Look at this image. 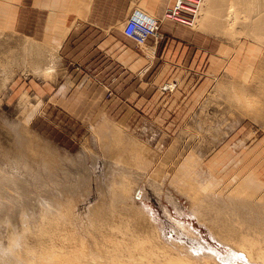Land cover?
<instances>
[{
    "label": "rangeland",
    "instance_id": "374dc122",
    "mask_svg": "<svg viewBox=\"0 0 264 264\" xmlns=\"http://www.w3.org/2000/svg\"><path fill=\"white\" fill-rule=\"evenodd\" d=\"M56 1L59 3L52 2L48 10L33 4V0H0V179H4L6 192L11 195L18 191L22 193L16 195L21 203L18 216H15L18 226L22 225L20 218L23 212L27 219L29 217L28 225L37 230V223L42 221L39 215L42 210L47 212L51 209L50 213L58 210L69 229L68 233L66 228L63 232L67 237L70 234L68 238L72 241L66 239L57 243L67 246L74 241L73 229L79 235L84 234L97 213L104 210L107 216L101 214L97 218L105 217L108 220V227H105L116 231L113 221L116 223L118 218L109 208L115 204L110 193L118 188V180L116 187H110L114 186V179L122 174L121 171L130 172L128 179L134 184L138 180L140 189H146L150 199L144 197L141 201L136 196V200L151 207L154 213L167 221L166 237L169 233L176 236V233L168 226L162 203L175 212L167 197L171 194L180 197L175 188L179 186V180L182 184L208 181L212 191L213 187L238 182L235 176L244 178L253 174L256 184L264 186V25L262 29L244 30V26L240 27V22H237L236 26L223 28L217 22L220 15L215 10L217 8L221 13L219 6L222 7L226 0L212 1L209 13L215 18L209 14L210 20L205 18L207 0H204V12L201 9L195 24L162 17V36L158 42L142 45L123 36L124 21L90 17L95 14H87V11L92 9L95 0H91L88 9L83 7L80 11L78 0ZM259 1L262 0H257L255 6ZM240 8L243 17L250 9L247 3L241 4ZM111 15L119 14L112 12ZM243 17L237 19L242 22ZM165 23L184 28L188 35L178 33L180 36H174L164 32ZM52 24H55L54 28L50 27ZM60 32L70 34L63 46L58 47L56 40ZM103 42L115 47L99 50L96 45ZM155 44L158 46L156 54L149 50V46ZM173 45L176 47L171 48ZM148 55L152 57L148 59L159 61L151 70L140 74L134 67L131 71L128 69V61L144 60ZM161 78L163 83H159ZM255 118L259 120L255 121ZM110 133H117L113 135L120 139L113 140ZM119 140L125 141L129 149L125 142L123 144ZM23 148H27L25 151L29 153ZM190 159L195 162L191 166L195 176L190 168V171L181 168L182 163ZM14 160L18 163L15 164ZM133 168L138 171H133ZM209 170L220 181L208 178ZM33 174H37L36 178ZM181 176L184 177L183 182ZM9 177L19 179V183L24 181L21 184L23 192L14 187ZM174 178H178L176 182H173ZM38 179H43L42 183ZM206 191L203 189V194ZM262 202L259 204L261 208L254 204L259 208L257 211L263 209ZM224 211L220 218H232L231 210V213ZM257 211L259 217L264 209L261 213ZM112 216L113 219L110 218ZM252 216L247 222L258 220L260 223L256 221L251 225L239 221L242 227L244 224L242 230L248 228L250 235L256 236L263 245L264 220L261 222V219H264V212L260 220L255 215L253 221ZM73 217L75 223L72 222ZM6 222L1 223L2 230ZM239 222L235 224L240 225ZM257 223L258 230H261L259 234H255L258 231L256 226L253 227ZM195 224L208 244L221 251L220 258L224 264L245 262L240 261L229 247L216 241L205 226L196 220ZM245 224L254 229L245 227ZM196 246L198 249L199 245ZM202 250L198 252L202 254Z\"/></svg>",
    "mask_w": 264,
    "mask_h": 264
},
{
    "label": "bare ground",
    "instance_id": "6f19581e",
    "mask_svg": "<svg viewBox=\"0 0 264 264\" xmlns=\"http://www.w3.org/2000/svg\"><path fill=\"white\" fill-rule=\"evenodd\" d=\"M79 1H80V3H79ZM212 1H214V0L205 1V9H206L205 18L206 19L209 18V20L211 19L210 16L211 17L213 16V14L209 13L211 10ZM216 2L213 3L214 6L217 5ZM255 2H257V0H252V1H249V0H226V2L221 5L222 7L219 6V8H221V11H222V12L221 11H219V12H221V13H218V10L216 7H215L216 10L214 9L217 12V15H220V17H219L220 20H217V22H219V25L222 26L223 28L233 26V25H235V23L240 22L239 24L241 26L239 24L238 25L240 27L244 26V27H242V28H244V30H246L247 28H250L252 30H258V28L262 29V27H263L262 25H264V23L261 24V21H264V1L263 0L259 1L256 6H255ZM90 3H91V0H78V4H79L78 10L80 11L83 7L88 9V7L90 6ZM203 3H204V1H203ZM203 3H202V6H203ZM246 3L249 5L250 9H249V11H247L245 13V16L243 17V16H241L243 11L240 8V5L246 4ZM202 6L197 11L195 18L189 20L190 25H192L193 23L195 24V21L197 20L200 11L203 10ZM135 11H141L142 13L146 14L147 16L154 17L151 13H148V11H146L145 9H142L140 7L136 8L130 14V16ZM212 11H213V9H212ZM84 12H81V13L84 14ZM203 12H204V10H203ZM209 14H211V15L209 16ZM78 15H80V12H78ZM240 17H243V19H246L247 21L246 20L243 21V19H242V22L239 21L237 18H239L241 20ZM154 18H156V17H154ZM236 19L238 21H236ZM50 27L54 28L55 24L50 25ZM65 29H67V28H65ZM239 30H241V29H239ZM64 35L66 36V34H64ZM59 36H62V32L59 33ZM56 41L58 43L57 44L58 47H60L62 41H60L59 39H57ZM37 108H39V107H37ZM37 108H35V110H33L32 115L34 114V112L36 111ZM29 115H31V114H29ZM257 120H259V119H256L255 121H257ZM26 123L28 124V122H26ZM119 133H121V132L119 131ZM113 134L117 135V133H113ZM113 134L110 133V136L112 135V137H114L113 140H115V138L120 139V138H118L119 136L115 137L116 135L114 136ZM110 136H107V137H110ZM20 137L22 138L24 136H20ZM21 138H20V141H22ZM122 138H124V136ZM17 139H19V138H17ZM15 141L17 142L16 139H15ZM119 141H121V140H119ZM22 142H20V144ZM123 142H125V141H123ZM122 143H120V144H122ZM125 145H127V143ZM125 145H123V146H125ZM127 147H128V145H127ZM133 147H134V145H133ZM124 148H126V147H124ZM23 149L25 151L27 148L26 149L23 148ZM29 149H30V147H29ZM31 149H32V147H31ZM128 149H129V147H128ZM113 150H114V148H113ZM131 151H133V149ZM6 152H8V151H6ZM6 152H5V155L8 154ZM20 153H21V151H20ZM2 154H4V153H2ZM42 154H40V155H42ZM22 156H23V154H22ZM33 156H35V155H33ZM46 156L48 158H50L49 155H46ZM134 156L137 157V155H134ZM9 157L11 158L12 156H9ZM23 157L25 158V156H23ZM38 157H36V158H38ZM40 158H41V156H40ZM13 159H15L14 156H13ZM16 159H17V157H16ZM27 159H30V158H27ZM33 159H35V157ZM42 159H43V155H42ZM22 160H24V159H22ZM150 160H152V158ZM16 161L14 160V162H16ZM51 161L52 160H50V162ZM27 162H28V160H27ZM43 162L45 163V161H43ZM43 162H40V163H43ZM193 162L191 159L188 161L186 160L182 163L181 168L187 169V171H190L192 168L191 166H193ZM17 163L18 162H16L15 164H17ZM146 163L147 162H145V164ZM161 163H162V161H161ZM118 164H119V162H118ZM125 164H127V163H125ZM128 164H130V163H128ZM49 165H52V164H49ZM120 165H121V163H120ZM133 165H131V167H133ZM165 165H167V164H165ZM124 166H126V165H124ZM139 166H141V165H139ZM139 166H137V168H139ZM134 167L136 168V166H134ZM27 168H29V167H27ZM48 168H50V167H48ZM51 168H52V166H51ZM189 168H190V170H189ZM12 169H13V167H12ZM15 169H16V166H15ZM25 169H26V166H25ZM119 169H121V168H119ZM161 170H163V169H161ZM0 171H2L1 168H0ZM27 171H28V169H27ZM52 171H49V172H52ZM130 171H131V169H130ZM133 171H138V169L134 170V168H133ZM119 172H120V170H119ZM190 172L193 175L195 174V173H193L194 169H193V171L191 170ZM47 173H48V170H47ZM121 173L122 174L118 173L119 175H117L116 179H114L115 177L114 178L112 177L115 182L113 183L114 186L110 185L111 186L110 188L116 187L118 185V188H115L116 191L113 190L114 192L112 191L113 193H110V194H112L111 199H113L115 204H113V206L111 208H109V210L111 209L113 211V213L115 212L114 213L115 217L117 216L116 218H118V221L116 220L117 224L113 221V224L116 225L115 226L116 231H114V230L111 231L112 230L111 228H109L110 230H108V228H107L108 225L106 223V221H108V220H106L105 217H102L99 219L97 218V217H100L101 214H103L104 216L105 215L107 216L106 212L103 210L100 213H97L98 214V216H96L97 219L95 218L94 219L95 221H91V223H92L91 226L90 225L88 226V228L86 229V232H83L84 234L79 235L78 232L72 228L73 231H75V234H74V232H72L74 235V236L72 235L74 241H73V243L71 242L72 244L70 243L71 245H67V246L66 245L65 246H62V245L59 246V244L57 243L60 240L63 241L66 239L67 240L70 239L72 241L71 238H68L70 234H68V237H67V235L64 234V232H63V230H65V228H66V230H67L66 232L68 233L69 229H68V227H65V226H67V225H65L66 220L61 217L62 213L58 212V210H57V212L55 211L56 213L55 212L53 213V211L50 213L49 211L51 209L47 212L45 210H42L41 214H39L41 216L42 221H40V224L37 223V225H38L37 230L32 229L31 224H29L30 226L28 225L27 220H29V217L27 219V217H26L27 215L26 214L23 215L24 212L22 211L23 212V213L21 212L22 217L20 218L22 225L18 226L17 225V217H15V216H18L17 210H18V208H20V206L18 207V205L21 203H19V196H16V195L20 191H18L16 195H14L15 193H13L11 195L9 192H6L4 189V187H5V185L3 184L4 179H0V182H1L0 183V225H1V223L3 224L6 220L8 221V222H6V225L4 226L3 230L0 228V264H224V262H222V260L220 258L221 251L218 248L208 244V242L203 237L202 231L199 228H197V226L195 224V220L200 225L205 226L208 229L211 236L216 241L220 242V244L224 245V247L225 246L229 247L232 250V252L234 251L233 253H235V255L237 256V258L240 261L244 260L245 262L243 263V261H242V264H247L246 261L251 262V264H264V244L261 245L256 236H254V235L251 236L250 233L248 232V228H247V230H242V228L244 227V224L242 227V224L239 222V221H241L242 223L247 222V220L249 218H251L250 216L252 214H253V216H255V215L257 216L256 211H257V209L261 208V206L259 204L262 205V203H263L262 200L264 201V186L256 184L255 181L257 179L253 178L254 177L253 174H248V175L244 176V178L239 176V175L237 177L235 176L234 178L236 180H238V182H236V183L233 182V184H230V185L228 184V186H220L219 185V187H217V188L213 187L212 191L210 190V187H211L210 183L211 182H208V181L204 182V181L198 180V182H193V181L191 182L190 181L187 184H182L179 180V186L176 185L175 188H176V191L180 197L174 196V194H171L170 197H167V194H166L167 200L175 212L173 213L169 206L164 205L162 203V207L164 208V216L168 218V226L172 227L174 229V232L176 233V236L173 235L172 233H169L168 237H166V235L164 233V231H165L164 229L167 228V226H166L167 221L164 220L163 218L159 217L156 213H154L151 207H148V205H146L145 203H143V205H141L136 200V196L141 198V201L144 200V197L150 199L146 189L143 188V191L140 189V186H138L139 185L138 180L134 184L133 181H130L131 179L130 180L128 179V175L130 172H127V174H126V173H123L121 171ZM178 173H180L183 176L182 172H178ZM31 174H32V172H31ZM137 174H139V173H137ZM47 175H50V174H47ZM208 175H209V176H207L208 178L212 177V178H215V180L217 179V177L210 170L208 172ZM7 176H3V177H6L5 179H7L8 178ZM34 176L36 178L37 174H35ZM114 176H116V174ZM134 177L136 178V176H134ZM185 177H186V175H185ZM189 177L191 178V176H188V178ZM31 178H32V176H31ZM41 178H43V177H41ZM138 178H139V176H138ZM182 178H183L182 179V182H183L184 177H182ZM43 179H41V181ZM174 179H172L173 182H176V180L178 178L175 180ZM18 180H15V179L12 180L9 177V181L13 182L14 187H16V188L19 187V189L22 190L21 184L24 181H21L19 183ZM172 180L170 183L171 185L174 184V183L172 184ZM41 181L39 180V182H41ZM49 181H51V180H49ZM116 181H117V185L115 186ZM185 181L187 182L189 180L185 179ZM217 181H220V179L218 178ZM39 182L37 181V183H39ZM46 182H47V180H46ZM46 182H44V183H46ZM44 183H43V185H44ZM180 183H181V185H180ZM50 184H51V182H50ZM152 184H153V182H152ZM35 185H37V184H35ZM154 185H152V187ZM212 185H213V182H212ZM253 185L255 187H253ZM8 186H10V185H8ZM256 186H258V187H256ZM32 188L33 187H31V189ZM12 189L13 188H11V190ZM23 189H24V187H23ZM203 189H204V191L207 190L204 194H203ZM83 190H85V189H83ZM22 192H23V190H22ZM19 194H22V193L20 192ZM44 196H45V194H44ZM71 196H73V195H71ZM78 198H79V196H78ZM260 202H262V203H260ZM254 204H256L257 207H259V206L260 207L255 208L256 205H254ZM114 205H115V208H114ZM102 208H104V207H102ZM262 208L264 209V206H262ZM263 209H261V211L259 210L257 212L261 213L263 211ZM54 210H56V209H54ZM99 210H97V211H99ZM224 210H228V212H230V213L232 211V218L228 217V219H224L223 216H222L223 219L220 218L221 217L220 213ZM229 210H231V211H229ZM147 211L149 212V214ZM253 212H255V215ZM263 212L261 214H263ZM224 213H225V211H224ZM18 214H20V213H18ZM108 214H110V212H108ZM95 215H96V213H95ZM221 215H222V213H221ZM260 215H259V217H260ZM65 216H67L66 213H65ZM110 216H111V214H110ZM228 216H229V214H228ZM253 216H252V220L254 221ZM67 217H69V216H67ZM263 217H261V218H263ZM110 218L113 219V216ZM226 218H227V216H226ZM239 218H241L242 220H245V221H242ZM261 218H259V220ZM30 219H32V218H30ZM73 220H74V217L72 218V222L75 223V221H73ZM110 220L111 219H109V222H110ZM262 220H264V219H261V222H262ZM103 221H104V223H103ZM256 221H258V220H255L254 222L256 223ZM67 222L70 223V221H68V220H67ZM93 222H95L96 225ZM235 222L236 223L239 222L241 226L239 224H235ZM254 222L249 223V221H248L247 223L252 225V224H254ZM259 223H257V225L253 226V227L256 226L255 229L258 231V233L255 232V234H259V230H260V229L258 230ZM249 224H245V227H247ZM105 225H107V227H105ZM238 225H239V227H238ZM251 225L248 226V227H250V229L252 227ZM262 225H260V226L262 227ZM113 227L114 226H112V228ZM240 227H241V229H240ZM244 229H246V228H244ZM253 229L250 231L252 232ZM262 230H263V234H264V229H262ZM253 233H254V231L251 234H253ZM260 234L262 235V232H260ZM261 235H259L258 238ZM187 238H189V239H187ZM262 240H263V237H262ZM262 240L260 238V241H262ZM262 242H264V241H262ZM195 243L199 245L198 249L195 248V247H197ZM201 248L203 249L202 254H200L198 252L199 249H201ZM206 248H209L210 250H207Z\"/></svg>",
    "mask_w": 264,
    "mask_h": 264
},
{
    "label": "crops",
    "instance_id": "0c3cea01",
    "mask_svg": "<svg viewBox=\"0 0 264 264\" xmlns=\"http://www.w3.org/2000/svg\"><path fill=\"white\" fill-rule=\"evenodd\" d=\"M52 2H56L57 4L59 3V1H56V0L55 1L33 0V4H37L38 7H41V8H47L48 10L52 7V4H53ZM173 3H174V0H95L94 6L92 7L91 10L87 11V14L88 12H91L90 14L94 13L95 15H90V17L92 16V18L95 17L96 19H99V20H109L111 18L119 19L121 21H124L123 26H125L127 18L129 17L131 12L136 8V6H143L141 7L142 9H145L149 13L153 14V16H155L156 18L162 19L166 9L172 6ZM118 7L120 9H118ZM112 12L119 14V15H115L113 17L111 15ZM163 23H164V20L161 23V27ZM163 30L164 32L171 33L174 36L177 35L178 33L188 35L186 31L184 30V28L176 27V25H174L173 23H165L163 26ZM64 34H66V36ZM64 34H62V36H59V40L62 41L61 46H63L70 32L64 33ZM122 34L126 39L133 40L125 35L124 27L122 30ZM57 35H59V33ZM161 36H162V31L160 29V36L158 37V39H155V37H150L147 40L146 44L152 41L158 42ZM177 36H180V35H177ZM96 47L99 48V50H107L109 47H115V45L106 44L105 42H103L101 44H97ZM149 47H150L149 50H154V54H156L155 52L158 51L157 44H155L154 46H149ZM170 47L175 48L176 46L173 45ZM150 57L151 56L148 55V57L145 58L144 60L138 59V60L128 61V69H130L131 71V68L134 67L135 70H139L140 74L148 70H151V67L154 64H156V62H159V61L148 59ZM135 70L132 72H135ZM159 83H163L162 78L159 81Z\"/></svg>",
    "mask_w": 264,
    "mask_h": 264
},
{
    "label": "built area",
    "instance_id": "2783aa9c",
    "mask_svg": "<svg viewBox=\"0 0 264 264\" xmlns=\"http://www.w3.org/2000/svg\"><path fill=\"white\" fill-rule=\"evenodd\" d=\"M204 0H175L168 7L163 19L171 18L181 23L190 24ZM162 19L147 16L141 11H135L126 21L124 33L138 44H145L150 37L158 39Z\"/></svg>",
    "mask_w": 264,
    "mask_h": 264
}]
</instances>
